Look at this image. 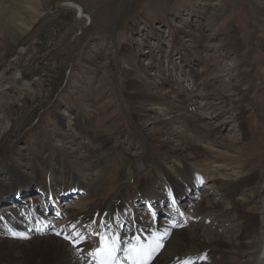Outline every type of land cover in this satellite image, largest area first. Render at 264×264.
<instances>
[{
    "label": "rangeland",
    "instance_id": "obj_1",
    "mask_svg": "<svg viewBox=\"0 0 264 264\" xmlns=\"http://www.w3.org/2000/svg\"><path fill=\"white\" fill-rule=\"evenodd\" d=\"M159 78L164 79L159 83L162 90L172 88L180 95L178 102L185 108L179 112L186 115L185 121L190 120L195 129L201 127L202 134L209 132L210 138L224 139L226 145L220 148L227 158L224 164L203 160L197 149V157L173 153L166 137L158 135L159 122L176 117L177 109L142 99L139 103L134 86ZM233 84L241 89L236 92L238 100L220 103L222 96L235 97ZM191 112L201 118L192 117ZM236 112L243 113L248 142L241 152L230 146L242 135L226 122ZM0 127V168L24 164L32 174L31 170L44 164L52 147H65L62 155L69 153L64 157L67 165L86 155L102 170L88 201L85 192L67 199L63 223L69 213L85 209L89 202L108 200L119 188L124 199L135 197L143 182L164 194L166 184L164 188L157 179L154 165L128 174L132 155L142 151L145 141L150 157L163 161L165 167L183 159L185 167L204 169L203 181L196 187L198 199L189 192L183 200L190 206L186 207L189 215H194L199 204L210 206L211 199H217L212 187L208 188L207 176L218 173L233 178L232 157L247 161L257 172L256 183L244 188V193L254 194L253 200L234 212L256 215L260 205L256 191H262L264 181V1L0 0ZM98 143L102 147L97 148ZM78 147L80 151L72 157ZM54 165L59 167L55 161ZM78 168L71 169L80 173ZM2 172L3 178L9 177ZM32 190L35 195L36 187ZM15 194H9L10 199ZM140 201L135 197L132 202L135 212V207L137 211L144 207ZM193 201L198 205H191ZM243 221L239 222L242 226ZM210 224L226 236L236 234L240 252L219 251L222 264L254 260V251L247 249L253 240H241V228L226 231L231 221Z\"/></svg>",
    "mask_w": 264,
    "mask_h": 264
},
{
    "label": "bare ground",
    "instance_id": "obj_2",
    "mask_svg": "<svg viewBox=\"0 0 264 264\" xmlns=\"http://www.w3.org/2000/svg\"><path fill=\"white\" fill-rule=\"evenodd\" d=\"M78 11H81V14L83 13L81 8ZM114 27H117V23H114ZM189 76L190 79L193 78V74ZM159 80L160 81L147 79L137 86H134L138 93L135 98L139 103L142 99L150 105L162 104L163 106L165 105L177 109L175 111L176 117L164 119L163 122H159L161 129L159 133L157 132L158 135L166 137L165 140L168 146L173 149V153H183V156L188 153H193L194 156L197 157V154L195 155V153H197L195 149H197L198 156L203 160H217L220 161V164H224L227 158L225 154L220 151L221 146L226 145L224 139L218 137L210 138L209 132L202 134L199 132L202 130L200 129L201 127L195 129L191 125L190 120L187 119V121H185L186 115L179 112L183 107L185 108L183 102L180 101L181 104L178 102L179 98H181L180 95L174 94L172 88L162 90L159 83H163L164 79L159 78ZM233 85L235 94H232L235 95V99L222 96L220 97V103L226 104L238 100L236 98V92L241 89L238 85ZM208 104L213 106L216 102H209ZM204 106H206V104ZM191 116L196 119L201 118L198 114L196 115L192 112ZM243 118L242 112H236L234 115L226 118V122H231L242 135L241 138L232 140L233 145L230 147L235 149L236 152L243 151L245 145L248 143L245 140L246 130L244 128ZM179 120H182V122L184 121L186 126L179 125V123H181ZM2 127H0V134L2 133ZM139 128L142 131L143 128ZM86 129L87 128L84 127L83 130ZM200 134H202L201 139H198V135ZM199 142H203L204 146H201ZM173 143H175V145ZM102 145L103 143H98L97 148L102 147ZM196 145L197 147H195ZM143 146L144 148H142L139 154L132 155L134 159L128 170L129 176L135 175L136 172L144 166L154 165L157 179L163 182L164 188L166 184V188L164 194H161L153 188L151 183L143 182L138 187L135 197L136 200H151L153 202L151 212L154 214L157 212L165 216L166 209L163 210L159 205L165 194L168 195V198H180L188 189L197 187L199 180H203L205 171L204 169L199 170L197 168L191 169L193 167H185L184 165L187 164H185L183 159L174 160L173 164H169V166L165 167L163 161H157L147 153V150H150V145H148L147 141L143 142ZM64 150L65 147L60 150L52 147L44 164H40L39 168H36V170H31L32 174L27 172L28 168H26L24 164L10 169L0 168V203L7 201L6 197L8 194L13 192L17 193L18 190V192L29 191L33 183H38L39 188H43L45 192L50 191L56 194L57 192L67 193L69 190H82L83 193L85 192L87 194V200L90 196L89 191L94 188L95 181L97 177L101 175L102 170L96 169L97 166L93 164L94 160L90 162L85 159L87 158L86 155L82 156V158H75L71 166L67 165L66 158L69 153H64L65 155H62ZM78 151H80L79 147L71 152V156L74 157V154ZM239 158V156L232 157V161H229V164L234 165V170L231 173L233 178L218 173L212 174L211 177L207 176L211 181V185H209L208 188L212 187L211 190L215 197H217L216 200L215 198L211 199L210 206L204 204H199V206H197L198 204H195V201H193L191 205L195 204L197 207L193 213L194 215H189L186 212V207L189 209L190 206L185 202L180 205V203L175 201V208L172 206L169 207L166 217L163 216V219L158 221L156 226L157 229H155L153 225L154 217L148 218L145 212L140 214H138L137 211L135 212L132 203L135 197L126 195L124 199L123 188L116 190L108 200H103L98 203L89 202L85 204V209H77L75 210L76 212L69 213L68 216L66 215V222H58L57 225H54V231L51 233L37 234L33 231L36 226L46 228L48 224L52 222L49 216L43 214V210H51L52 203L49 202L46 197L31 195L32 200H27V207H23L24 205L21 203H17L13 206L7 205L6 207H1L0 264H88L91 257H89L87 253L91 251L94 246L98 245L99 241L97 237H91L88 243L79 245L78 247L83 249V252L78 255L69 241L63 238V234L57 235L56 233L61 232V230H63V233H70L73 231L71 226L75 225L76 231L88 235L93 231L100 230L99 224L101 221L111 223L113 229L118 231L121 239V249L125 248L127 243L134 237V228L145 234L146 238L150 237L153 232L163 233L165 229H168L170 234L164 239L163 248L155 255L151 264H178L179 261L187 258H193L194 264H204L206 260L211 261V264H222L219 261L218 252L223 250L239 253V244L235 239L236 234L226 236L222 232L219 233V231L211 229L210 221L214 220H218L220 223L231 221L226 231H239L241 228L243 237H240V239L250 238L253 240V243H250L247 249L252 252L254 251L255 258L251 263L248 262L246 264H264V181L261 189L262 191H259L260 193L256 191V195H259L260 198L259 212L256 215L253 213L251 216L236 214L234 211H239L243 206L246 207V205L253 200L252 197L254 194L244 193V188L250 184H255L257 180L256 170L251 169L247 161ZM54 161L59 164V167L54 165ZM73 167H79L80 173H74L73 171L75 170L71 169ZM191 170L195 172H191ZM2 171H6L9 177L3 178ZM87 171L90 173L93 171V174H87ZM126 200L127 202H125ZM179 201L182 202L181 199H179ZM224 205H226V207H223ZM127 206L129 208H127ZM39 208H42V211ZM184 209L186 211H184ZM228 209H232L233 212L228 211ZM65 210L62 209V214L66 212ZM177 215L179 217L173 223L168 224V221L174 220ZM243 219L245 223L244 226L239 223ZM43 221L45 222L43 223ZM4 224H7V228L13 231L27 233L29 238L22 239L13 237L10 231L6 230ZM123 224L124 226L121 227L120 225ZM173 224L178 226L172 227ZM140 237L144 242H147L145 237ZM237 240H239V238ZM256 244H258V248L255 251ZM201 256H206L207 259H197Z\"/></svg>",
    "mask_w": 264,
    "mask_h": 264
},
{
    "label": "snow or ice",
    "instance_id": "obj_3",
    "mask_svg": "<svg viewBox=\"0 0 264 264\" xmlns=\"http://www.w3.org/2000/svg\"><path fill=\"white\" fill-rule=\"evenodd\" d=\"M202 182V181H201ZM175 203V201H173ZM59 215V213H57ZM153 215H155L153 213ZM2 219V217H0ZM123 227V225H120ZM178 225L173 224L172 227ZM73 231L70 233L57 232V235H62L63 238L75 248L77 254L83 252V249L78 247L81 244L89 242L91 237L98 238V245L94 246L91 251L87 253L95 264H120L118 253L124 252V259L131 262V264H151L155 255L163 248V241L168 237L169 230L165 229L163 233L153 232L150 237L146 238L147 242H144L140 235L132 237V240L127 243L126 247L121 249V239L118 231L113 229L112 224L107 221H101L99 224V231H93L88 235H85L75 230V225L71 226ZM40 229H37L39 231ZM13 237L22 239L29 238L25 232H16L9 230ZM197 259L206 260V256L198 257ZM92 261L89 264H92ZM178 264H194L193 258H187L178 262Z\"/></svg>",
    "mask_w": 264,
    "mask_h": 264
}]
</instances>
